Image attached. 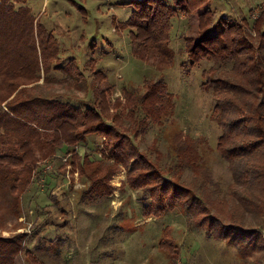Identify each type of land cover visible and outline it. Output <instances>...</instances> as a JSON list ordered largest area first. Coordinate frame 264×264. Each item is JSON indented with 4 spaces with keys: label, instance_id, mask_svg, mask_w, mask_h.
I'll list each match as a JSON object with an SVG mask.
<instances>
[{
    "label": "trees",
    "instance_id": "1",
    "mask_svg": "<svg viewBox=\"0 0 264 264\" xmlns=\"http://www.w3.org/2000/svg\"><path fill=\"white\" fill-rule=\"evenodd\" d=\"M25 1L0 0V196H4L0 206L7 195V198L13 196L29 170L37 168L38 156L44 160L63 149L64 154H72L71 160L74 155L78 159L81 156L84 163L87 151H95L89 139L95 135L106 139L103 150L106 157L87 175L90 193L107 198L111 193L106 178L113 172L106 170L99 177L95 176L96 171L99 172L102 165L111 166V159L126 165L130 159L128 187L138 194L135 200L143 219L164 217L166 211H182L180 216L190 233L223 241L243 257L245 245L249 246L250 241L247 237L228 236L226 228L223 229L226 225L220 204L227 194L212 178V172L199 154L201 141L191 138L187 132H176L164 154L154 148L155 142L146 150L148 153L139 152V146L130 142L128 133L136 138L139 129L140 133L155 129L160 135L174 114V96L167 92L162 79L156 82L146 79L143 86L133 87L131 91L123 87L125 104L117 105L114 117L107 122L108 113L105 115L101 107L102 99L97 103L93 98L91 107L82 108L74 99L71 101L72 98L62 95L28 96L22 89L18 90L40 79L41 74L57 72L65 76L71 68L78 70L72 59L66 64L58 61L57 65H52L57 52L59 56L58 47H54V35L40 24ZM262 4L258 9L260 15L254 20L249 17L252 21L248 23L247 18L225 22L224 17L210 7L209 0H175L173 6L163 0H133L124 4L131 5L132 11L118 26L128 29L133 59L143 63L150 56L158 63L172 66L174 55L163 47L170 40L171 20L177 12L188 15L203 7V13L198 15L199 36L185 39L182 53L190 61V67L202 61L210 63L201 72V87L212 100L207 119L220 132L215 152L228 163L234 180L229 190L233 193L230 211L235 214L234 210L239 209L240 216L254 206L264 221V196L260 193H264V2ZM215 16L220 19L218 30H215L218 25L214 23ZM247 25L256 34L255 41ZM70 77L61 82L75 80ZM46 79L47 76L44 81ZM141 88H145V94H138ZM125 114L132 122L122 127L117 121ZM122 142L127 143L126 149ZM80 149L84 150L83 154ZM186 175L189 178H183ZM249 190H253V194ZM256 190L260 195L254 194ZM181 193H186L187 197ZM8 201L11 206L15 203L11 198ZM169 228L166 225L161 229L163 236ZM25 240L19 235L12 240L0 238V264H15L20 255L30 264H44L34 257ZM167 241L169 244L159 243V247L169 255L167 264H177L181 250L172 244L171 236ZM254 245L251 244L252 251H264L263 246Z\"/></svg>",
    "mask_w": 264,
    "mask_h": 264
},
{
    "label": "rangeland",
    "instance_id": "2",
    "mask_svg": "<svg viewBox=\"0 0 264 264\" xmlns=\"http://www.w3.org/2000/svg\"><path fill=\"white\" fill-rule=\"evenodd\" d=\"M132 1L26 0L25 4L30 6L40 24L54 35V47H58L59 56L57 52L52 65H57L58 61L59 64H66L72 59L78 70L71 68L65 76L57 72L41 74L40 79L20 86L18 90L22 89L23 94L28 96L62 95L72 98L71 101L74 99L82 108L91 107L93 98L97 103L102 99L104 103L101 107L105 115L108 113L107 122L114 117L115 107L125 104L123 87L131 91L133 87L143 86L146 79L152 82L162 79L167 92L174 96V114L160 135L155 129H149L146 133H140L139 129L136 138L128 133L130 142L138 145L139 152L144 153H148L151 149L149 146L155 142L154 148L164 154L176 132H187L191 138L199 139L202 160L212 172V178L220 184L222 192L227 194L224 203L220 204L226 225L223 229L226 228L228 236L247 237L250 247L245 245L242 257L236 248L227 246L223 241L190 233L180 216L183 212L179 210L166 211L164 217L157 219H143L135 200L138 194L129 191L128 187L130 159L127 165L111 159V166L102 165L103 168L96 171L95 176L99 177L106 170L113 172L106 178L111 193L107 198H98L90 193L91 183L86 179L87 175L94 172L105 156L106 139L95 135L89 137L95 151H87L84 163L81 156L78 159L74 154L71 160L72 154H64L63 149L44 160L38 156L37 168H28L29 175L19 183L13 196H9L15 203L11 206L7 195L0 206V238L12 240L17 235L26 238L27 248L44 264H167L169 255L160 249L159 243L169 244L167 240L170 236L172 244L178 251L181 250V260L177 264H264V251L251 249V244L264 248L262 214L254 206L240 216L237 213L239 209L234 210L235 214L230 211V207L233 209L230 203L233 193L229 190L234 180L228 163L215 152L220 132L207 119L212 100L201 87V72L210 63L202 61L190 67V61L182 53L185 39L199 36L198 15L203 13V7L188 15L176 11V16L171 20L170 40L163 44L174 55L173 65L165 66L150 56L143 63L131 57L128 29L118 25L129 18L132 6L124 4ZM163 1L173 6L175 0ZM263 2L209 0V5L220 17H224L225 22L247 18L250 23L260 15L258 9ZM219 20L215 16V25ZM247 26L254 40L256 34L250 25ZM220 28L218 24L215 30ZM70 75L75 80L61 82L64 79L68 81ZM145 92V88H141L138 94ZM131 122L127 114L117 121L122 127H127ZM122 144L126 149L127 143ZM83 151L80 149V154ZM183 178H189V175ZM249 191L253 194V190ZM259 192L256 190L254 194L261 193L263 197L264 193ZM181 196L186 198L187 194L181 193ZM166 225L170 226L169 232L163 236L161 229ZM15 264L30 262L20 255Z\"/></svg>",
    "mask_w": 264,
    "mask_h": 264
}]
</instances>
